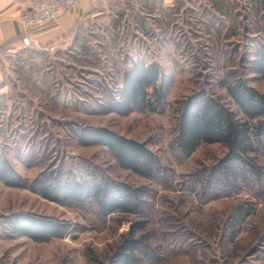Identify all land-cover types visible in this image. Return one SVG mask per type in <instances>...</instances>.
<instances>
[{
	"label": "rangeland",
	"instance_id": "rangeland-1",
	"mask_svg": "<svg viewBox=\"0 0 264 264\" xmlns=\"http://www.w3.org/2000/svg\"><path fill=\"white\" fill-rule=\"evenodd\" d=\"M95 11L70 48L10 57L0 84V159L28 180L41 171H96L143 186L151 213L103 215L92 203H59L0 181V264H109L120 236L140 220L135 234L149 245L143 264H264V174L215 183L224 145L200 143L184 155L173 144L188 94L212 92L237 111L221 85L236 74L264 93V76L249 67L264 50V0H107ZM137 58L160 65L164 109L97 111ZM85 124L145 141L162 174L146 178L120 167L105 146L79 144L72 130ZM258 163L264 172V148ZM239 209L248 212L240 220ZM16 212L54 218L64 232L46 241L17 235L7 223Z\"/></svg>",
	"mask_w": 264,
	"mask_h": 264
},
{
	"label": "trees",
	"instance_id": "trees-1",
	"mask_svg": "<svg viewBox=\"0 0 264 264\" xmlns=\"http://www.w3.org/2000/svg\"><path fill=\"white\" fill-rule=\"evenodd\" d=\"M249 67L264 76L263 49L255 51ZM221 82L237 111L212 92L199 90L188 94L178 109L173 144L184 155L192 153L200 143L219 142L224 145V154L215 163L214 172L218 174L212 175L215 183L260 178L264 174L258 163V151L264 148V93L240 74ZM167 91L168 82L157 62L132 59L122 70L120 83L105 95L103 102L97 104V111L121 115L144 109L162 111ZM72 135L81 145L105 146L120 167L136 174L146 178L162 174L163 168L157 156L145 141L91 124L78 126L72 130ZM0 181L8 186L37 190L43 197L59 203H92L103 215L121 212L147 220L151 213L149 192L145 187L110 179L96 171L66 175L57 171L51 174L41 171L28 180L2 158ZM201 182L206 183V178ZM237 211L234 218L239 217V220L248 213L245 209ZM140 221L131 222L120 236L109 264H143L141 250H146L149 245L143 234H135L142 225ZM7 223L11 232L37 241L60 236L65 229V225L54 218L29 212L13 213Z\"/></svg>",
	"mask_w": 264,
	"mask_h": 264
},
{
	"label": "crops",
	"instance_id": "crops-1",
	"mask_svg": "<svg viewBox=\"0 0 264 264\" xmlns=\"http://www.w3.org/2000/svg\"><path fill=\"white\" fill-rule=\"evenodd\" d=\"M105 1L77 0L56 20L23 33L17 18L27 8L29 0H0V84L13 55L23 51H46L50 45L57 51L70 48L76 41L80 25L95 15V9Z\"/></svg>",
	"mask_w": 264,
	"mask_h": 264
},
{
	"label": "built area",
	"instance_id": "built-area-1",
	"mask_svg": "<svg viewBox=\"0 0 264 264\" xmlns=\"http://www.w3.org/2000/svg\"><path fill=\"white\" fill-rule=\"evenodd\" d=\"M77 0H29V4L18 15V22L23 33L52 22L70 10ZM48 48L53 49V45Z\"/></svg>",
	"mask_w": 264,
	"mask_h": 264
}]
</instances>
